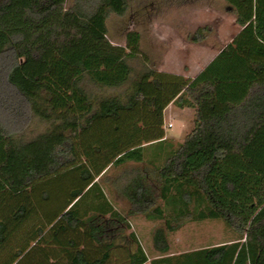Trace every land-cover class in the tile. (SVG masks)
Wrapping results in <instances>:
<instances>
[{"label": "trees", "instance_id": "1", "mask_svg": "<svg viewBox=\"0 0 264 264\" xmlns=\"http://www.w3.org/2000/svg\"><path fill=\"white\" fill-rule=\"evenodd\" d=\"M225 2L241 29L189 78L134 73L141 33L114 44L107 24L129 0H0V111L46 126L29 136L0 119V264H110L136 215L164 220L153 234L162 255L186 220L221 219L235 238L199 257L264 264V0ZM170 103L195 107V125L150 167L144 147L165 138ZM129 162L142 164L122 174L121 214L103 181ZM127 238V264H144L137 234Z\"/></svg>", "mask_w": 264, "mask_h": 264}, {"label": "rangeland", "instance_id": "2", "mask_svg": "<svg viewBox=\"0 0 264 264\" xmlns=\"http://www.w3.org/2000/svg\"><path fill=\"white\" fill-rule=\"evenodd\" d=\"M107 24L108 36L114 44L125 46L129 30L141 33V53L135 58H129L134 73L150 66L160 71L177 72L185 76L194 75L213 55L231 42L241 29L225 0H129L126 13L118 15L112 12ZM201 27L206 28L205 38L194 41L192 37ZM174 106L177 104L174 103ZM171 108L165 111L164 128L167 137L144 147L143 164L150 167H161L166 157L179 147L195 125V114L192 110L183 111L173 107L176 109L172 111ZM1 112L0 119L14 131L25 130L31 136L46 127L45 123L31 114L24 116L25 119L14 120ZM141 164L129 162L124 166L109 169L103 181L105 188L107 189L109 184L112 185V182L121 183L125 180L122 175L125 170ZM60 182L59 189L61 185L65 186L63 181ZM120 205L128 204L123 202ZM129 222L128 233L135 230L143 244L148 241L152 231L154 234L157 227L164 225V220L149 221L143 215L130 217ZM168 237L172 249L179 251L229 241L235 238V234L223 220L205 219L186 220L179 229L170 232ZM196 251L176 257L177 261L179 260L178 264L184 260H189L190 263L192 260L204 261Z\"/></svg>", "mask_w": 264, "mask_h": 264}, {"label": "crops", "instance_id": "3", "mask_svg": "<svg viewBox=\"0 0 264 264\" xmlns=\"http://www.w3.org/2000/svg\"><path fill=\"white\" fill-rule=\"evenodd\" d=\"M70 2H72V1L68 0L69 4H70ZM218 53H219V51L215 55H213L202 67H200V69L194 75H191V76L183 75V76L189 77V78H195L216 57V55ZM170 73H173V72H170ZM175 74L182 75V74L177 73V72H175ZM169 107H172L171 108L172 111L174 109H176V108L180 109V110H183V111L192 110L193 113L195 114V118H196V108L195 107L186 106V107L182 108V107L174 106V103H170L166 107L165 111ZM173 107H176V108H173ZM165 111H164V113H165ZM166 137L167 136H165V138ZM154 143L155 142L145 144V147L147 145H152ZM124 165H126V164H124ZM124 165H120V166H124ZM124 182H125V180L121 181V183L119 182V184L118 183L116 184V182H114V183L112 182V185L109 184L107 189L105 188V185L103 184V188H104V191H105V194H106L108 200L113 204L114 209L117 210L118 212H120L121 214L126 213L128 211V208H129L128 199H127V197L125 195H123V193L121 191V188H122ZM123 202L127 203L128 205L127 206L120 205ZM148 220L151 221L150 219H148ZM128 231H129V229L126 228L125 232H124V236L121 235V237L117 238V243L119 244V248L117 250L119 251L120 256H119V258L116 257V256L112 257L110 259V264H127V258H126L125 255L127 253L126 252L127 251V245H128V238L127 237H128V234H129ZM131 231H134L137 234V236H139V234L135 230H131ZM138 239H139V241L141 243V246L144 249L145 253L148 255V260L144 264H178L179 260L177 261L176 257H182L184 255H187L190 252H193V251H196V250H199V249H204V248H207V247L216 246V245H220V244H225V243L231 242L230 240L229 241H221V242L210 243V244L203 245V246H198V247H190V248L182 249V250H179V251L172 249L171 244H170V252L168 254H166V255H162L158 250H156V248L154 246L153 231L151 232L150 237H148V239H147L148 241H146L145 244H143L141 242L140 236L138 237ZM165 256H170L172 258H170L167 261L160 260L161 258H163ZM154 261H156V262L153 263ZM181 262L182 263H180V264H207L205 261H202V260H197V261H193L192 260V263H190L189 260H184V261H181Z\"/></svg>", "mask_w": 264, "mask_h": 264}]
</instances>
